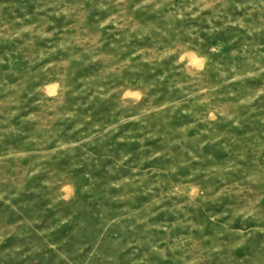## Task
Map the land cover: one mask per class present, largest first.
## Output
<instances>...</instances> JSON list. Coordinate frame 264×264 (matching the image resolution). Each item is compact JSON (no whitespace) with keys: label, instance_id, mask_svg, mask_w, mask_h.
<instances>
[{"label":"rangeland","instance_id":"obj_1","mask_svg":"<svg viewBox=\"0 0 264 264\" xmlns=\"http://www.w3.org/2000/svg\"><path fill=\"white\" fill-rule=\"evenodd\" d=\"M0 264H264V0H0Z\"/></svg>","mask_w":264,"mask_h":264}]
</instances>
